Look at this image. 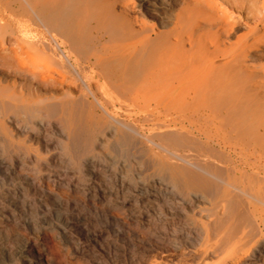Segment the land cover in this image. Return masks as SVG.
I'll return each instance as SVG.
<instances>
[{
    "label": "rangeland",
    "instance_id": "rangeland-1",
    "mask_svg": "<svg viewBox=\"0 0 264 264\" xmlns=\"http://www.w3.org/2000/svg\"><path fill=\"white\" fill-rule=\"evenodd\" d=\"M234 100L264 120V0H0V264H264V182L221 198Z\"/></svg>",
    "mask_w": 264,
    "mask_h": 264
},
{
    "label": "bare ground",
    "instance_id": "bare-ground-1",
    "mask_svg": "<svg viewBox=\"0 0 264 264\" xmlns=\"http://www.w3.org/2000/svg\"><path fill=\"white\" fill-rule=\"evenodd\" d=\"M200 15H203V14H200ZM233 104H234V106L235 105L239 106V109H236L237 111L234 109V111H236L239 114V116L236 118V121L233 122L234 130L231 133L227 132L225 130H218L212 135V137L215 138L214 140L216 143V144H212V145H215L218 149L222 150L221 155L219 157V162L221 165L219 182L222 185L221 186V193H222L221 198H222V201L226 203L227 211L229 212L228 216L230 214H232L234 210H236L237 206L241 205V202L238 198V195L240 193L245 194V193L251 192V194L252 193L253 194H259V192H261L260 186L246 187L243 185V183L249 182V181H251V182L254 181L255 183L264 182V120L258 118L256 116V113L254 112V110L249 105H247L244 101L234 100ZM256 118H258L259 120H256ZM242 128L244 129V132H241ZM193 165H194V163H193ZM196 169L198 170V168H196ZM201 172H203V171H201ZM24 183H26V182H24ZM21 188H22V186H21ZM229 189L233 190V193H232V191L230 192ZM13 191H15V190H13ZM46 192H47V190H46ZM20 193H21V190H20ZM30 200H32V199H30ZM253 207L254 206L251 203H249V202L246 203L247 209H251ZM10 208H12V207H10ZM10 208L9 209L7 207L1 208L2 213L8 214V210H10ZM99 210H100V208H99ZM102 216H103V214H102ZM19 217H20V215H19ZM89 217H90V215H89ZM103 218H105V217H103ZM16 219H17V217H16ZM18 224H19V222H18ZM72 224L76 225V231H78V235H79L78 238L81 241L80 246L75 248L76 253L89 254L90 258H94V256H98L101 259V256L103 255V249L100 245V240L103 237V232L101 230H92V229L88 230L87 228L85 229L84 228L85 226L84 227L80 226L79 223H76V222L72 223ZM68 235H69V233H68ZM53 236H55V235H53ZM134 245L136 246V244H134ZM76 246H77V244H76ZM38 247H40V246H38ZM145 249H146V247L143 246L142 250H145ZM213 249L215 252H217L218 255H221L222 250H223L219 245L213 246ZM65 251H67V250H65ZM27 252H28V254L30 253L31 258L29 259V261L23 262L22 264H49L50 260L48 259V256L46 255V253H44L43 251H40L39 249H36L34 246L29 244V246L27 247ZM67 254H69L68 251H67ZM205 254H206V251H204V255ZM145 258H147V256ZM171 260H169V259H166V260L164 259V260H160V261H154L153 260L152 262L142 261L139 264H173L171 262ZM89 261H91V263L95 262L96 264H98L97 261H95V259H91ZM204 264H206V263H204ZM218 264H220V263H218Z\"/></svg>",
    "mask_w": 264,
    "mask_h": 264
}]
</instances>
